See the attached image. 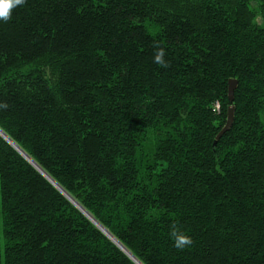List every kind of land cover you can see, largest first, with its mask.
<instances>
[{"label": "trees", "instance_id": "16d2710c", "mask_svg": "<svg viewBox=\"0 0 264 264\" xmlns=\"http://www.w3.org/2000/svg\"><path fill=\"white\" fill-rule=\"evenodd\" d=\"M0 103L141 264H264V0H26L0 21ZM0 264L135 263L0 137Z\"/></svg>", "mask_w": 264, "mask_h": 264}, {"label": "clouds", "instance_id": "9594fccd", "mask_svg": "<svg viewBox=\"0 0 264 264\" xmlns=\"http://www.w3.org/2000/svg\"><path fill=\"white\" fill-rule=\"evenodd\" d=\"M25 3L26 0H0V21L5 23L9 22L12 19L13 11L18 6H23ZM156 47L157 50L154 53L153 62L161 67H168L169 64L164 59L166 56L165 50L159 45ZM7 108V103H0V109L6 110ZM170 236L173 238L174 246L178 250H184L186 247L193 244L192 238L181 231L180 227L176 223H173L170 226Z\"/></svg>", "mask_w": 264, "mask_h": 264}, {"label": "water", "instance_id": "95a60500", "mask_svg": "<svg viewBox=\"0 0 264 264\" xmlns=\"http://www.w3.org/2000/svg\"><path fill=\"white\" fill-rule=\"evenodd\" d=\"M237 87V81L236 80H229L228 81V98L229 101L232 102L234 99V91ZM233 120H234V107H230L227 111V118H226V124L223 127V129L220 131V133L217 135L215 143L216 141H218L226 132H228L233 124ZM3 133V132H2ZM4 134V133H3ZM0 134V137L2 139H4L9 145H11L13 148V143L10 141V139L8 137H6L5 135ZM21 154V152H20ZM22 155V154H21ZM39 172L46 177L49 181H51V179L49 178V176L47 174H45V172H43L40 168H39ZM51 184L54 185V187H56L59 190V186L54 182L51 181ZM61 189V188H60ZM63 195H65L67 197V199L69 201H71L78 209H80L87 217L88 219H90L113 243H115V245L123 252L125 253L135 264H141L137 259H135V257H133L119 242H117L116 240H114L112 238V236L103 228L101 227L97 221H95V219H93L88 213H86L85 211H83V209L76 203V201H74L69 195H67L66 192H64L62 189L60 190Z\"/></svg>", "mask_w": 264, "mask_h": 264}, {"label": "rangeland", "instance_id": "374dc122", "mask_svg": "<svg viewBox=\"0 0 264 264\" xmlns=\"http://www.w3.org/2000/svg\"><path fill=\"white\" fill-rule=\"evenodd\" d=\"M1 131V130H0ZM0 134H3L2 133V131L0 132ZM3 135H5L6 137H8L6 134H3ZM9 138V137H8ZM4 140V139H3ZM10 141H11V139H10ZM12 142V141H11ZM13 143V146H14V150L25 160V161H27V163H29V165H31L35 170H37V172H39V166L25 153V152H23L14 142H12ZM20 152H21V154H20ZM30 159V160H29ZM36 165V166H35ZM41 169V168H40ZM42 170V169H41ZM43 171V170H42ZM44 172V171H43ZM40 173V172H39ZM41 174V173H40ZM46 174V173H45ZM42 175V174H41ZM43 176V175H42ZM44 177V176H43ZM50 184H51V181H54L53 179H51V177H49L50 179H51V181H49L46 177H44ZM55 182V181H54ZM56 183V182H55ZM57 184V183H56ZM52 185V184H51ZM58 185V184H57ZM59 186V185H58ZM53 187H54V185H53ZM60 187V186H59ZM55 189H57L56 187H54ZM61 188V187H60ZM59 188V192L63 195V193L60 191L61 189ZM63 190V189H62ZM64 191V190H63ZM65 192V191H64ZM68 195V194H67ZM66 199H67V197L65 196V195H63ZM71 202V201H70ZM72 203V202H71ZM77 203V202H76ZM73 204V203H72ZM78 204V203H77ZM74 205V204H73ZM79 205V204H78ZM80 206V205H79ZM74 207H76L75 205H74ZM81 207V206H80ZM77 208V207H76ZM82 208V207H81ZM78 209V208H77ZM83 209V208H82ZM85 217H87L80 209H78ZM83 211H85L84 209H83ZM86 212V211H85ZM87 213V212H86ZM88 218V217H87ZM90 220V219H89ZM91 221V220H90ZM92 222V221H91ZM93 223V222H92ZM94 224V223H93ZM99 224V223H98ZM95 225V224H94ZM96 226V225H95ZM101 226V225H100ZM97 227V226H96ZM102 227V226H101ZM98 228V227H97ZM99 229V228H98ZM100 230V229H99ZM101 231V230H100ZM107 237V236H106ZM108 238V237H107ZM114 240H116L114 237H112ZM109 239V238H108ZM110 240V239H109ZM111 241V240H110ZM117 241V240H116ZM112 242V241H111ZM118 242V241H117ZM115 244V243H114Z\"/></svg>", "mask_w": 264, "mask_h": 264}, {"label": "bare ground", "instance_id": "6f19581e", "mask_svg": "<svg viewBox=\"0 0 264 264\" xmlns=\"http://www.w3.org/2000/svg\"><path fill=\"white\" fill-rule=\"evenodd\" d=\"M1 132V131H0ZM30 160V159H29ZM36 166V165H35Z\"/></svg>", "mask_w": 264, "mask_h": 264}]
</instances>
